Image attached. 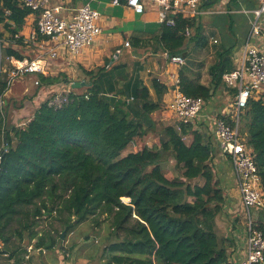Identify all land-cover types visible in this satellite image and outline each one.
I'll return each instance as SVG.
<instances>
[{"label":"trees","instance_id":"16d2710c","mask_svg":"<svg viewBox=\"0 0 264 264\" xmlns=\"http://www.w3.org/2000/svg\"><path fill=\"white\" fill-rule=\"evenodd\" d=\"M19 1L0 0V56L25 61L10 45L25 44L20 34L31 12ZM173 18L174 25H162L158 36L165 51L185 57L191 43L204 47L208 41L201 24L181 15ZM186 28L192 31L190 38L184 35ZM231 55L229 50L218 53L208 70L209 85L202 83L200 72L191 75L188 65L181 68V92L212 99L225 86L223 76L235 69ZM103 72L98 70V79ZM37 81L38 90L62 82L42 74ZM153 84L158 102L139 79L115 96L104 93L97 81L81 93L76 83L69 104L55 109L47 99L17 127L11 124L9 102L3 103L11 87L9 73L0 69V246L14 264L25 262L32 244L42 253L59 246L60 232L40 231V223L50 218L59 220L66 234L83 223L94 229L107 224L102 264H237L216 233L226 199L209 132L192 125L181 130L163 126L159 145L124 155L132 141L160 131L151 116L160 109L167 88L156 80ZM130 94L133 102L127 99ZM240 134L252 152L264 192L263 99L248 101ZM170 159L177 172L172 177L163 168ZM258 228L264 229V221Z\"/></svg>","mask_w":264,"mask_h":264},{"label":"crops","instance_id":"0c3cea01","mask_svg":"<svg viewBox=\"0 0 264 264\" xmlns=\"http://www.w3.org/2000/svg\"><path fill=\"white\" fill-rule=\"evenodd\" d=\"M259 3V0L209 1V8L229 12L207 16L197 21L201 24L203 36L207 38L208 42L203 48L196 47L194 43L189 45L187 54L184 57L186 60L184 66L188 65L190 67L191 75L200 72L202 83L209 85L211 82L208 73L209 67L216 62L218 53L223 50L231 51V58L235 66L234 59L236 56L234 55L246 41L252 18L251 15H245L238 11L241 9H256ZM52 4L62 5L66 16H71L82 6L89 5L101 15L102 33L91 47L83 49L75 59L69 60L62 54L57 59L49 61V75L46 77H60L62 82L52 86H42L34 97L27 99L24 109L20 112H12L14 117H11V124L19 127L26 123L42 102L65 90L72 83L80 85L75 89L81 93L85 92L92 82L97 81L104 93L115 96L126 85L130 83L134 85L135 81L139 79L149 88L154 102H158L159 99L153 81L156 80L167 88V92L162 97L160 109L152 113L151 118L157 126L160 123L163 126H177V119L167 109V104L172 99L175 82L178 79L180 80V70L184 66L178 67L171 64L163 57L166 51L158 39L162 24L159 20V9L157 7L148 4L146 11L138 15L125 5H114L113 0H53ZM219 15L228 16V23L224 22L222 27H219L222 30V35L216 32L215 23H217ZM36 17L30 14L26 18L24 28L20 34L24 37L26 47H30L28 40L37 28ZM11 44L13 46L19 45L14 41ZM5 45H9V43L5 42ZM254 45L264 51V33L261 38L254 42ZM36 51L38 52L37 49ZM202 53L207 55L212 62L199 60V55ZM114 67H117V69H114ZM99 69H103L104 72L103 76L98 79ZM28 80H33L35 83L38 80V74L29 75ZM23 87L26 88V92L30 90L28 83H25ZM231 94L233 93L225 86L220 87L212 99L205 101L206 104L201 115L196 123L191 125L195 129H205L213 138L211 129L214 126V119L227 111L230 105L229 100L232 98ZM132 97V94H130L127 99ZM257 99L264 100V93L260 94V98ZM151 135L136 140L137 148L133 149L129 146L124 151V155L130 152H139L147 142H151L153 146L159 145V139L156 142ZM213 164L218 175L217 178L223 185L226 199L223 210L216 219V233L220 239L225 238V246L228 249L230 259L239 264L246 247L245 220L242 217L244 215L243 205L229 159L221 153L219 154L217 150L214 154ZM261 214H263V217ZM255 216L258 217L259 222L264 221V211L255 212ZM220 232L224 237L220 235Z\"/></svg>","mask_w":264,"mask_h":264},{"label":"built area","instance_id":"2783aa9c","mask_svg":"<svg viewBox=\"0 0 264 264\" xmlns=\"http://www.w3.org/2000/svg\"><path fill=\"white\" fill-rule=\"evenodd\" d=\"M52 1H19L22 8L37 16V28L30 36L28 45L36 48L38 55L33 60H13L14 68L9 72L10 86L20 77L33 74L48 76L49 61L57 59L62 54L69 60L75 59L83 49L91 47L102 33L101 15L97 10L84 5L73 15L66 16L64 7L53 5ZM209 1L211 0H113V4L125 5L138 15L143 14L149 4L159 9V20L162 25H174L173 17L176 15L200 21L207 16L229 12L209 8ZM259 1L256 9L238 11L251 15L252 18L246 41L241 47L240 54L234 59L236 68L223 76L225 88L236 90L233 96L231 95L233 98L227 111L221 115L230 117L231 121L217 116L211 129L217 150L231 162L243 205L246 247L239 264H264V229L258 228V217L255 216V212L264 211V192L252 152L240 134L241 114L246 109L248 101L260 98V94L264 93V51L254 45V42L264 33V0ZM184 35L186 38L192 36L190 28H186ZM163 57L178 67L186 64L183 56H172L167 51ZM179 83L178 79L167 109L175 115L177 128L181 130L183 125L196 123L206 103L201 98L190 97L182 93ZM75 84L72 83L65 90L52 96L48 101L49 107L59 109L69 104ZM35 85H39V82L35 81ZM129 101H133V98ZM129 146L136 149V140L132 141ZM145 146L153 147L151 142L145 143ZM1 161L0 151V163ZM28 248L30 252L35 251L33 244Z\"/></svg>","mask_w":264,"mask_h":264},{"label":"rangeland","instance_id":"374dc122","mask_svg":"<svg viewBox=\"0 0 264 264\" xmlns=\"http://www.w3.org/2000/svg\"><path fill=\"white\" fill-rule=\"evenodd\" d=\"M224 22L228 23V16L219 15L217 17V23L215 24L216 32L220 35H222V30L219 29V27H222ZM11 46L13 45L11 44ZM13 47L16 48L21 54H23L28 60H33L38 55L36 48H34L33 46L26 47V44H19ZM240 49L235 53L234 56L240 54ZM13 60L15 59L7 57L5 54L3 56L1 55L0 69L8 73L12 71V69L14 68ZM199 60H205V62H212V60L209 59L207 55H204L203 53L199 55ZM25 83H28L30 86V90L28 92H26V88L23 87ZM38 87L39 86L35 85L33 80H28L27 76L18 78L13 82V85L10 87L11 89H9L10 91H8L6 96L4 97L3 103H6L8 101L13 111L19 110V107L22 105L23 102L27 101L29 97H34L37 94ZM229 101L231 102V100ZM162 127L163 124L160 123V125L157 126V129L160 130L158 134L154 133L151 135L154 140H156V142L158 141V139L162 138ZM202 130L205 131V129ZM163 168L167 172V175L170 177H172V175L177 174L175 170V163L172 159L163 164ZM261 216L263 217V214H261ZM242 217L245 220L244 215ZM239 219L240 217L238 218V220ZM233 220H235V218H233ZM40 224L41 232L44 230H57L58 232H60V234L65 233L64 238L60 239L59 246L52 252L42 253L38 250L30 252L28 248L26 260L22 264H42L41 262H43V264H102L103 261H101V256L103 244L104 242H107L106 238L108 236L107 224L104 223L100 228L94 229V227H91L90 224L83 223L77 228H75V230L70 234H66L64 228L62 227V223L59 220H56L55 218H50L46 221H42ZM220 235L224 237L221 232ZM6 261V255L3 253L0 254V264H8V261Z\"/></svg>","mask_w":264,"mask_h":264},{"label":"water","instance_id":"95a60500","mask_svg":"<svg viewBox=\"0 0 264 264\" xmlns=\"http://www.w3.org/2000/svg\"><path fill=\"white\" fill-rule=\"evenodd\" d=\"M77 84H78V83H77ZM78 85H79V84H78ZM79 86H80V85H79ZM215 88H216V87L213 85V86H212L211 94H213ZM64 234H65V233L62 234V238H64ZM2 253H3V252L0 250V254H2Z\"/></svg>","mask_w":264,"mask_h":264},{"label":"flooded vegetation","instance_id":"af4514ba","mask_svg":"<svg viewBox=\"0 0 264 264\" xmlns=\"http://www.w3.org/2000/svg\"><path fill=\"white\" fill-rule=\"evenodd\" d=\"M6 258H7V261H8V262H7V261H6V262H7L8 264H14V261L10 260V258H9L8 255H6ZM41 263L43 264V262H41Z\"/></svg>","mask_w":264,"mask_h":264}]
</instances>
